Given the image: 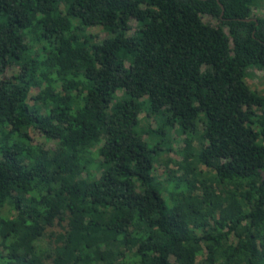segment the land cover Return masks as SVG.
<instances>
[{"label":"trees","instance_id":"trees-1","mask_svg":"<svg viewBox=\"0 0 264 264\" xmlns=\"http://www.w3.org/2000/svg\"><path fill=\"white\" fill-rule=\"evenodd\" d=\"M258 6L0 0V264H264Z\"/></svg>","mask_w":264,"mask_h":264},{"label":"rangeland","instance_id":"rangeland-1","mask_svg":"<svg viewBox=\"0 0 264 264\" xmlns=\"http://www.w3.org/2000/svg\"><path fill=\"white\" fill-rule=\"evenodd\" d=\"M263 7L258 6L257 8L253 9L254 15L256 14H261L263 12ZM201 19L205 22L208 23H214L213 19H211L209 16L203 15ZM131 26H134V22H130ZM87 31L93 35L94 40L100 39L105 36L104 32L100 31L96 27H90L87 29ZM131 31V30H130ZM15 69L8 68L6 69L5 73H12ZM248 73H250L249 76L246 77V82L249 85L250 88H253L257 91H264V71L263 70H258V69H249ZM150 126H155L153 122L150 123ZM29 135L31 138L32 143H36L39 145H42L44 148H51L54 145V142L52 140H45L43 136H41L38 132H36L33 129H29ZM170 149L171 151L169 152H164L159 155V158L162 160H159L160 162L165 160L166 158L170 157H175L176 154L174 150L178 149L181 146V138L182 136L179 134H176L173 130L170 132ZM158 161V162H159ZM156 168V173L161 171L162 165L160 163H155L154 165ZM168 166H171V164H168ZM202 169L204 167H201ZM42 241L39 243L42 247L45 246V243Z\"/></svg>","mask_w":264,"mask_h":264}]
</instances>
